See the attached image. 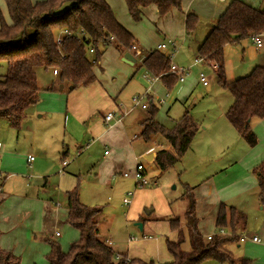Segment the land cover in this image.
Masks as SVG:
<instances>
[{"label":"crops","instance_id":"0c3cea01","mask_svg":"<svg viewBox=\"0 0 264 264\" xmlns=\"http://www.w3.org/2000/svg\"><path fill=\"white\" fill-rule=\"evenodd\" d=\"M31 1L38 2L44 0ZM105 1L110 9L113 10L108 1ZM120 1L113 3L116 9L119 5L123 6L122 0ZM228 2L229 0H225L224 2L217 0H188L183 11H172L162 17V31L166 38L165 44L174 42L176 44L174 51L177 52L179 49L174 37L182 34L185 15L188 13V9H192L195 13H203L205 16L217 19L226 9ZM3 3L4 1L0 0L1 9L4 8ZM150 8H154L155 12H157L153 6L144 9L143 12ZM176 18L181 23L177 22ZM173 22L177 25V34L171 33L169 23L173 24ZM138 38L141 41V45L145 46L147 44L145 40H142L140 37ZM198 46H193L195 47V52L192 50L194 54L193 59L196 57ZM137 49L142 53L138 44ZM249 49L252 53L251 60L255 61L256 66L264 67V54L260 52L264 50V42L260 49H256L254 45ZM166 50L168 51L165 54L169 55L171 53L170 48L160 52H165ZM109 51H112V62L107 61L109 55H111L108 54ZM121 59L122 57L114 49L106 48L99 63L100 78L87 88H83L79 93L75 94L74 90L68 95L66 94V104L60 102V95L53 98L55 95L51 86H48L46 91L52 94H44L40 91L38 102L42 101V103L40 102L37 110H35V114L40 115L35 116L34 128L26 136V139H23V142L27 145L29 156L34 153L35 157L33 155L29 157L33 158V160L30 161L28 159L27 163L25 162L24 164L26 167L24 166L22 171H18V166L14 160H9V163L0 161V174L4 178L0 192V249L18 258L19 264H48L46 257L50 250L49 241L61 245L60 249L65 253L67 246L75 242L79 237V232L66 224L68 192L77 188L80 203L89 208L97 206L100 191L102 192L101 187H104L106 183L109 185H122L123 188H126L124 189L125 193L123 197L129 191L134 196L136 189L131 178H123L120 173L128 172L131 174L133 168L138 163L137 159L140 157L146 159L147 156L152 154L154 159L155 150L148 154L144 153L145 151H141L140 148L137 149L135 147L137 139L135 129L138 130L140 126H143L142 122L148 119V115L144 120L142 117L138 116L137 118L136 116L137 119L135 121L129 120L127 122L126 119L129 117V114L133 109H136V107H133L131 100L134 96L143 95L147 92L148 97H150L157 107L163 105L165 99L170 98L172 95L159 84L160 80L153 83L145 80L146 86L143 90L135 92L130 98L132 110L126 113L123 112L121 110L122 106L120 104L116 105L111 99V94H116L117 92L115 88L108 86V84L103 85L100 82L106 76L103 75V71L107 70L106 64L108 63L112 64L114 69L118 71L114 74L111 72L110 80L112 79L113 82H117V78H120L121 82H119V86L131 82L130 80L135 71L129 70L126 67H133L134 65L129 66L123 63ZM203 66L208 67L205 64ZM57 83L62 86V90L64 86H67L66 84L62 85L60 82ZM205 88L208 90L209 84ZM94 92L99 93L100 96L98 98L101 101H98L93 96ZM158 95L164 96L158 97ZM43 97L46 99L47 97H52L54 101L51 98L50 100L59 105V107H56V110L58 116L63 115L62 120L51 118L53 111L48 110V99L46 101ZM159 98L163 99V103L158 102ZM92 100H95V102ZM225 112L219 111L211 117L210 131L196 144L193 150L194 157L199 162H205L204 159L214 158L211 162L213 164L212 169H210L212 172L199 178L200 180L197 181V185L190 186L192 187V194L196 202L197 228L202 238L208 241V236L212 237L220 230L215 228V219L219 205L223 204L228 208H234L245 216V225L238 237L256 236L260 242L256 244L245 241L243 244L247 243L254 254L250 253V251L246 253L244 249L241 252L240 258H235L233 255V251L242 244L239 241L224 242L220 245V251L228 255L237 264L245 259L249 260V264H264V209L258 199V188L254 175V171L258 165L264 161V119L252 123V132L256 136L257 143L255 146L249 147L243 142H239L241 141L240 137L226 120ZM109 113L113 115L114 119L111 122H105L104 116ZM43 116H46L47 120H42ZM29 119L31 120V117ZM84 121H86L84 136L87 139V143L82 148L78 147L81 139L75 135L72 127L76 126L78 128ZM172 121L170 120L168 124L169 128L173 126ZM24 132H30L27 126L24 127ZM66 136L69 138V145L65 144ZM154 140L156 142L157 138L155 137ZM96 143L103 147V156L99 157L98 162H96L95 168L92 171L93 177L90 180H85L84 177L76 175L77 173L79 174V171H75L74 173L76 168L73 167L72 163L79 159L83 152L87 153L86 151ZM153 145L157 148L158 143L156 142ZM233 146L235 147V153H229L225 157L226 153ZM167 147L168 145L166 147L159 145L156 151L168 149ZM207 151L210 154H207ZM5 153H3V158L8 155ZM90 158L91 156L88 155L87 160H90ZM217 158L221 160L215 163L218 160ZM225 158L227 160L224 162ZM153 159L150 163L154 165ZM63 162H66V164L62 165ZM77 164L78 166L80 165L79 162ZM132 198L130 199V204L131 202L136 204L137 196H134L133 200ZM185 205V201H182V208L177 207L178 211L171 209L170 212L164 213V217L151 219L147 225L137 223L142 225L141 230H138L141 232L140 236L133 234V230L126 227L127 237L122 241H117L113 234H108V237L105 239L100 237L98 215V238L110 247L116 256L124 255L127 259H137L143 262L152 261L156 264L169 262L172 257L167 250L166 244L168 242L180 243L185 251L189 249L188 242L186 244L187 236L183 228V224L185 225ZM127 211L128 216L124 220L125 226H127L126 223H129L128 217L131 213V207ZM246 215H253L256 218L257 223L255 228H257V232L250 231L245 233L247 230ZM162 219H165V221L159 222ZM169 219L178 221L179 230L182 234L178 230L170 229ZM137 224H135L136 227ZM222 230L226 234H231L227 228ZM62 231L63 234L61 233ZM55 234L58 235L55 236ZM210 261L214 264H227L214 260Z\"/></svg>","mask_w":264,"mask_h":264},{"label":"trees","instance_id":"16d2710c","mask_svg":"<svg viewBox=\"0 0 264 264\" xmlns=\"http://www.w3.org/2000/svg\"><path fill=\"white\" fill-rule=\"evenodd\" d=\"M9 24L0 17V62L8 64L7 74L0 78V120H4L14 131H18L27 111L38 103L40 90L37 86L35 69L57 71L59 82L69 87V91L87 88L95 82L92 69L100 63L103 51L114 46L122 57L128 53L135 41L115 19L105 0H3ZM129 16L138 21L144 9L153 6L160 18L172 11H181L182 0H123ZM197 16L187 13L184 21L186 35H191L197 25ZM74 34L83 31L89 42L64 37L60 46L55 39L59 32ZM264 31V11L253 9L239 0L228 2L226 9L218 17L204 41L196 49V56L203 64H217L214 70L216 83L231 97V105L225 118L237 135L249 147L257 143L252 132V123L264 119V67L256 66L242 78L227 81L224 74V47L239 44L251 35ZM90 43V44H89ZM94 49L87 57L88 47ZM141 66L169 89L176 76L169 71L170 59L158 50L147 53ZM148 119L142 125L148 136L158 135L168 145V149L157 150L153 159L155 167L164 173L178 163L189 150L197 126L185 111L171 128L155 121L157 107L148 98L145 110ZM144 134V133H143ZM258 188V199L264 209V161L254 171ZM4 178H0V192ZM185 234L187 251L180 243H167L172 259L162 264H200L207 260L219 263L237 264L220 251L224 242H238L237 232L245 225V216L231 207L219 205L215 228L229 229L231 234H214L205 241L200 235L192 188L184 186ZM66 223L79 232V239L69 251H61L58 243L49 241L48 264H156L116 256L110 247L98 238L97 217L101 212L80 203L77 188L67 193ZM172 230H179V223L169 219ZM0 264H19L18 258L0 249ZM239 264H249L242 260Z\"/></svg>","mask_w":264,"mask_h":264},{"label":"rangeland","instance_id":"374dc122","mask_svg":"<svg viewBox=\"0 0 264 264\" xmlns=\"http://www.w3.org/2000/svg\"><path fill=\"white\" fill-rule=\"evenodd\" d=\"M108 3L113 7V14L116 21L128 32L132 35L133 40L135 41V46L137 44L140 46L142 51V56L144 57L147 53L155 51L156 46L161 43L166 42L165 35L162 31V24L163 20L159 18L157 12H155L154 8L147 9L143 12V15L138 21L132 20L129 16L126 6L123 2V6L119 5L116 9L113 3H116L120 0H107ZM231 1V0H229ZM243 2L245 5L262 11L264 9V0H239ZM121 3V1H120ZM188 0H182L181 11L184 10L185 6L187 5ZM4 4V3H3ZM188 13H193L197 16V25L195 27L194 32L191 35H186L185 31L182 30V34H178L174 37L175 42L179 46L177 52H175L174 57L171 59V64H174L177 67L189 69L188 75L185 77L183 82H177L167 89L164 87L161 81H159L160 85L164 88L165 91H168L172 96L170 98L165 99V103L163 105L157 106V113L154 117L155 121L159 124L163 125L166 128L170 120L172 122H176L180 117L183 115L185 111L188 112L189 117L193 120L195 125L197 126L196 134L194 135L192 142L190 144L189 150L183 155L181 160L176 163L171 169L167 170L164 173H161L151 161H147L145 158H138L137 162L144 165L147 177L149 179L150 184L143 189H136L134 191V196H137L136 204L131 202L130 205L124 206L121 204V198L123 197L124 189L122 185H114V184H107L104 187H101L102 192L100 191V196L98 198L97 206L94 208L101 209L99 214V229H100V237L105 239L108 237V234H113L114 238L117 241H122L126 234V227H129L133 230V234L139 235L140 233L138 228L135 226L137 223H143L147 225L151 219H155L158 217H164V213L170 212V210H177V207L182 208V201L186 200L184 198V186L188 185V188H192L190 186L197 185V181L200 180L199 178L209 175L212 171L213 164L211 163L214 158L212 159H204L205 162H199L194 157V147L198 142L202 140L203 137L207 135L210 131V123L211 117L215 115L219 111H226L230 104H231V97L227 91L222 89L217 83L214 75V70L210 68L212 65L217 67V64L214 62H210L207 64L208 67L200 65L193 66V57L194 54L192 52L193 46L200 45L205 37L207 36V32L213 28L215 25L216 20L213 17L205 16L203 13H195L192 9L187 10ZM0 17L9 24V18L7 15L6 7L4 4V8H0ZM213 19V20H212ZM177 22L181 21L176 18ZM166 25V23H165ZM173 25V27H171ZM169 27L171 33L177 34V25L173 22V24L169 23ZM184 32V33H183ZM145 40L147 44L145 46L140 44V39ZM264 42V37L262 38ZM177 46V48H178ZM250 47H253L250 40H244L239 44L234 45H226L224 48V74L227 81H232L234 79L242 78L250 73L253 67L256 66L255 61L251 60V52ZM108 48H112L115 50L114 46H110ZM255 50V49H253ZM116 51V50H115ZM165 52H161L165 54ZM112 51H109L108 54H111ZM261 54H264V50L260 51ZM169 53V52H168ZM87 57L90 58L91 55L87 54ZM112 54L109 55L107 61H111ZM139 56L137 58V62H135L133 67H126L129 70H134L135 73L131 78V82L128 84H123L119 86V82H121L120 78H117V82H113L111 77V72L114 74L116 69L112 66V64H106L107 70L103 71V75H106L103 79H101V83L103 85L108 84L110 87H114L117 91L116 94L112 93V100L116 105L120 104L122 106L123 112H128L132 110V105L130 103V98L135 92H141L145 85L144 74L147 71L144 67L139 64ZM112 62V61H111ZM8 71V64L5 61L0 62V78H3ZM93 75L96 77L95 80L99 79L101 76V72L99 71V65L94 66L92 69ZM105 72V74H104ZM169 73V72H165ZM202 73L209 81V89L207 90L203 87L199 81L198 76ZM170 74V73H169ZM35 77L36 82L39 90L41 93L44 94H52L46 91L48 86L53 88L54 97L56 98L57 95H60V102L66 104V94L68 95L72 91H69L67 86H64V89H60L59 79L57 76H53L51 70H45L42 68L35 69ZM107 78V80H105ZM99 83V82H98ZM62 90V91H61ZM78 91H74V93H79L83 90V88L77 89ZM52 92V91H51ZM154 95V94H153ZM156 95V94H155ZM94 97L101 101L98 96L99 93L94 92ZM159 96L158 97H163ZM46 99L45 97H43ZM53 99L52 97H47L48 99V107L49 111H53L52 119L59 118L60 120L63 119V115L58 116L56 107L59 105L54 101L50 100ZM46 99V101H47ZM95 102V100H92ZM42 103V101H40ZM40 102L36 105L31 107L27 111V116L22 122L20 129L18 131H13L4 120H0V161L2 160L3 163H9V160H14L15 164L18 166V171H22L24 168L25 162L27 163L30 156L35 154L32 153L29 156V152L27 149V145L23 142V139H26L31 133V130L34 128L35 124V110H37ZM159 107V108H158ZM75 109V108H74ZM103 109V108H102ZM100 109V110H102ZM64 110V109H63ZM103 113V111H102ZM48 115V114H46ZM117 116V115H116ZM138 116L142 117V119H146L147 114L145 111H141L140 109H133V111L129 114V117L126 119L128 122L129 120H136ZM31 117V120L29 119ZM168 117V118H167ZM135 118V119H134ZM170 119V120H169ZM42 120H47L46 116H43ZM43 122V121H41ZM90 123V122H89ZM86 125V121L80 124V127L73 126V131L75 135H77L81 140L79 141L78 147H85L87 143V139L84 136V129ZM27 126L29 133L24 132V127ZM137 132V139L135 143V147L138 149L140 148L141 151H145L144 153H151L162 145L166 147V142L163 140L162 137L158 135H152L151 137H147L148 130L145 126H140L139 129H135ZM144 133V134H143ZM158 143L157 148L154 147L155 140ZM18 138V139H17ZM241 141L245 144V142L240 138ZM69 138L66 136L65 144L69 145L68 143ZM241 143V144H243ZM247 146V145H246ZM2 147V148H1ZM103 147L98 143L94 144L90 147L87 153H82L79 157V161H74L73 167L76 168L75 171H79V174L76 175L80 177H84L85 180H90L93 177V170L95 168L96 162H98V158L103 156ZM169 148V147H167ZM6 152V153H5ZM154 152V153H155ZM8 154L4 156V154ZM210 154L209 151L206 152ZM229 153H235V147H231L229 151L226 153L225 157ZM90 155V160H87V156ZM218 159V158H217ZM218 159L215 163H218ZM227 159H224V162ZM80 163V167L77 163ZM217 166V164H215ZM26 167V166H25ZM11 170V169H9ZM155 182V184H154ZM112 187V189H110ZM133 188V187H132ZM131 188V190H132ZM5 186V192H6ZM133 196V195H132ZM133 196V198H134ZM132 198V197H131ZM132 198V200H133ZM172 205V207L170 206ZM131 207V213L128 217V222L125 226V219L128 216V209ZM152 210L149 215L145 214V211ZM247 216V232H257V228H255L257 220L253 215H246ZM165 221L162 219L159 222ZM181 221V219H180ZM182 223V222H181ZM67 224V223H66ZM183 224V223H182ZM69 226V225H68ZM183 228L185 230V225L183 224ZM242 231V230H241ZM240 232H237V235H240ZM215 232V230H214ZM217 232V230H216ZM63 234V231L61 232ZM61 234V235H62ZM79 237L75 240L78 241ZM62 241V239H61ZM72 242L69 244L65 250V253L69 251L70 246L75 243ZM188 241H186L187 244ZM59 245V244H58ZM188 245V244H187ZM61 247V245H59ZM182 248V247H181ZM115 249V248H114ZM183 249V248H182ZM245 249L247 253H253V250L250 249L246 244H241L239 248L233 251V255L235 258L241 257L242 250ZM247 260V259H245ZM249 261V260H248ZM250 263V262H249ZM200 264H214L212 261L207 260Z\"/></svg>","mask_w":264,"mask_h":264},{"label":"built area","instance_id":"2783aa9c","mask_svg":"<svg viewBox=\"0 0 264 264\" xmlns=\"http://www.w3.org/2000/svg\"><path fill=\"white\" fill-rule=\"evenodd\" d=\"M217 1L224 2L225 0H217ZM263 11H264V9H263ZM64 37H71V38L77 39L79 41L89 42L86 34L83 31H78L74 34H71L67 31L63 30V31L59 32V34L57 35V37L55 39L56 45L60 46ZM263 37H264V31L259 33V34L251 35L249 40L256 47V49H260L263 46V39H262ZM167 48L171 49V53L168 55L169 59H170V67H169L168 72L172 75H175L176 81L181 83L184 81L185 77L188 75L189 69L177 67L174 64H171V58L174 56V52H175L174 50L176 48V44L174 42H171V43L169 42V44H165V43L159 44V45H157L156 50L162 51V50H165ZM93 52H94V49L91 46H89L88 47V54L92 55ZM128 53L135 59V62L138 61L137 58L140 56L141 59H139L138 63L139 64L142 63L144 57L141 55L142 53L137 49L136 46H132L130 48V50L128 51ZM200 64L203 65V61L199 57L196 56L193 60V65H200ZM211 68L213 70L217 69V67L213 66V65L211 66ZM52 74L57 75V71L53 70ZM143 77L149 83H153V82L158 80L156 77L151 76L148 72L145 73ZM198 81L203 87H207L209 84L208 78H206L202 73L199 74ZM148 98L149 97L147 95V92H145L143 95L134 96L131 100L133 107L139 108L140 110H146L148 107ZM158 102L163 103V99L159 98ZM113 119L114 118H113V115L111 113L104 116L105 122H111ZM29 160L32 161L33 158H29ZM65 164H66V162L62 163V165H65ZM120 175L123 178H131L135 189H143L150 184L149 179L147 177L146 169H145L144 165H142L140 163H137L135 165L131 174H129L128 172H122V173H120ZM0 178H1V174H0ZM132 195H133L132 192H130V191L127 192L124 195V197L121 199L122 205L128 206L130 204V199H131ZM217 234L218 235H225L226 233L222 229H220L217 232ZM57 235L58 234H55V236H57ZM210 239H211V236H208L207 240H210ZM245 241H249L251 243H256V244H258L260 242L259 238L256 236H250V237L240 236L239 242L244 243Z\"/></svg>","mask_w":264,"mask_h":264},{"label":"water","instance_id":"95a60500","mask_svg":"<svg viewBox=\"0 0 264 264\" xmlns=\"http://www.w3.org/2000/svg\"><path fill=\"white\" fill-rule=\"evenodd\" d=\"M192 50H193V52H195V47H192ZM121 60H122L123 63H125V64H127L129 66H133L135 64V59L129 53H125L122 56ZM60 89H62V86H60ZM152 159H153L152 154H150L149 156L146 157L147 161H152ZM151 212H152V210H147V211H145V214L149 215ZM137 227H138L139 230H141L142 225L141 224H137Z\"/></svg>","mask_w":264,"mask_h":264}]
</instances>
